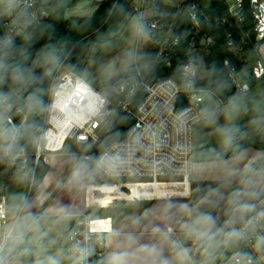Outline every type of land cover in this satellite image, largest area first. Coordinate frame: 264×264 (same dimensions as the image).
Instances as JSON below:
<instances>
[{
  "label": "built area",
  "instance_id": "2783aa9c",
  "mask_svg": "<svg viewBox=\"0 0 264 264\" xmlns=\"http://www.w3.org/2000/svg\"><path fill=\"white\" fill-rule=\"evenodd\" d=\"M186 0H181L176 13L146 16V11L156 7L160 0H135L132 11L139 17V24L160 39L150 59L135 63L136 81L120 85L113 99L71 70L60 68L53 81L45 124L34 153L38 163L45 155L63 152L69 142L86 147L77 153L83 162L93 163L106 177L115 181V187L123 189L129 198H155L192 196V176L195 165L193 128L207 119L203 112V90L197 88L202 76V66L194 62L192 54L204 51L206 55L215 45L213 36L204 34L197 46L196 36L202 31V22L195 11L190 10L191 28L194 31L188 49L190 62L183 65L178 75L155 77L160 63L171 68L181 36L175 35L180 13ZM237 23L245 19L244 0H223ZM255 19L256 41L264 39V1L251 0ZM51 13L43 0H0V28L5 43H12L28 31L47 20ZM205 22H209L201 13ZM149 34V35H150ZM229 46L235 49L228 34ZM259 49V43L256 44ZM237 90L243 94L251 87L237 82L235 66L225 61ZM252 75L264 77V63L258 59ZM124 115L127 122L123 134L111 132L116 121ZM14 129L12 142L18 129ZM105 148L94 159L92 154L103 143ZM8 148L5 157L15 161L26 154L13 155ZM27 161V158L25 159ZM0 264H10L15 257L17 236L9 225L7 201L0 204ZM235 247L228 261L216 262L210 258L207 244L190 238L185 250L194 264H264V215L245 218L234 229ZM67 242L73 264H105L107 257L106 233L93 231L88 216L83 214L72 222ZM233 254V255H232Z\"/></svg>",
  "mask_w": 264,
  "mask_h": 264
},
{
  "label": "crops",
  "instance_id": "0c3cea01",
  "mask_svg": "<svg viewBox=\"0 0 264 264\" xmlns=\"http://www.w3.org/2000/svg\"><path fill=\"white\" fill-rule=\"evenodd\" d=\"M263 46L258 49V58L264 63ZM263 84L264 80L249 91ZM206 117L203 122L208 121L209 115ZM9 120L13 121L11 105L0 101V204L4 197L9 225L17 236L10 264H73L67 238L72 222L83 214L88 216L93 231L106 233L105 264H194L185 250L190 238L207 244L211 260L230 259L228 238L206 225L203 206L198 205L206 194L197 199H192L191 193L132 199L111 179V183L95 182L88 172V162L81 161L77 153L64 151L45 155L42 163L47 172L42 179H34L22 165L10 160L3 164L8 148L15 144L7 143V138L14 135ZM262 122H255L256 128L247 139L264 142ZM251 148L256 152L253 157L240 159L233 170L238 185L228 187V193L248 191L252 197L238 223L253 212L264 215V173L255 166L264 157V145ZM199 149L202 156L219 146L208 143ZM5 230L0 229V236Z\"/></svg>",
  "mask_w": 264,
  "mask_h": 264
},
{
  "label": "trees",
  "instance_id": "16d2710c",
  "mask_svg": "<svg viewBox=\"0 0 264 264\" xmlns=\"http://www.w3.org/2000/svg\"><path fill=\"white\" fill-rule=\"evenodd\" d=\"M81 1L83 0H54L48 7L50 17L12 43L4 42L0 28V101L11 105L13 121L18 129L15 144L10 152L13 155L23 152L26 154L28 174L37 180L42 179L47 172V166L43 165L42 159L35 169L34 153L44 129L46 109L57 71L65 68L83 76L91 47L120 35L130 22L135 0H102L93 15L68 18L67 10ZM167 1L166 7L171 15L165 20H169L176 13L175 5L181 0ZM250 1L244 0L245 19L242 23H237L223 0H186L180 13L179 26L174 33L181 36V41L172 67L168 68L160 63L154 76L178 75L181 67L190 62L188 49L194 31L189 14L192 6L196 5L195 11L203 27L200 35L194 39L195 44L199 46L200 38L204 34L215 39L214 47L205 57L206 75L197 81V88L212 93L222 104L229 103L241 95L230 76V69L224 65L225 61L235 66L237 82L248 83L250 87L261 83L264 77L256 79L252 75V68L259 59L256 44L262 45L264 39L256 41V23ZM201 13L210 21L206 23ZM228 34L234 41V50L229 46ZM238 51L241 52L242 59L238 58ZM154 54L155 52L148 54L146 59L152 58ZM135 81L136 70L132 66L130 70L112 79L95 80L90 84L113 99L116 88ZM126 122L125 116L122 115L111 132L123 134L127 130ZM11 142L12 138L8 137L7 143ZM106 144H101L94 151V159ZM255 166L259 172L264 173V157L258 160ZM219 185L220 182L217 181H193L192 199L199 198ZM29 188L32 192L35 185Z\"/></svg>",
  "mask_w": 264,
  "mask_h": 264
},
{
  "label": "rangeland",
  "instance_id": "374dc122",
  "mask_svg": "<svg viewBox=\"0 0 264 264\" xmlns=\"http://www.w3.org/2000/svg\"><path fill=\"white\" fill-rule=\"evenodd\" d=\"M53 1L43 0L48 7ZM100 2L102 0H83L75 3L73 7L67 10L66 15L68 18L91 16L98 9ZM167 3L168 1H160L156 7L153 6L146 11V16L152 18L158 14L168 13ZM149 34L139 24V17L132 11L130 22L123 28L118 37L108 42L97 43L91 47L84 74L81 77L87 82L105 81L128 71L135 63L143 58L146 59L147 55L154 50V43L160 40ZM261 54L264 56V46L261 49ZM237 56L242 59L240 51L237 52ZM205 57L206 53L200 50L192 54L193 61L200 63L203 67V77L206 75ZM203 98V112L206 113L205 115L208 114L209 117L207 122H200L193 128V147L197 157L192 179L195 182H220L219 186L207 192L206 195L204 194L205 197L198 205L203 206L202 210L205 214L204 221H206V225L214 228L216 232L224 233L228 238L229 248L232 250L235 247L234 229L242 213L247 211V206L252 197L248 191L238 193V195L234 191L228 193V187L232 189V187L236 188L238 185L233 170L238 167L240 159H251L256 153L251 147L259 149V145H264V142L260 143L255 139H251L252 137H248V139L246 137L250 136L253 129L256 128L254 127L255 122L263 123L264 84L239 95L226 104L216 100L210 92H205ZM226 136H231V142L227 145L224 144ZM208 143L219 146V149L201 156L199 148ZM85 151L86 147L69 142L64 152L81 153ZM26 158L27 156L22 155L15 161L9 159L11 163L22 165L26 170ZM4 159L8 160L7 157ZM38 164L39 162L35 161V169ZM88 164V172L95 182L111 183V180L102 174L92 162ZM241 205L243 206L242 209L240 208ZM253 214L259 213L253 212L251 215Z\"/></svg>",
  "mask_w": 264,
  "mask_h": 264
},
{
  "label": "clouds",
  "instance_id": "9594fccd",
  "mask_svg": "<svg viewBox=\"0 0 264 264\" xmlns=\"http://www.w3.org/2000/svg\"><path fill=\"white\" fill-rule=\"evenodd\" d=\"M231 142V136H226L224 139V144L227 145ZM206 222V221H205Z\"/></svg>",
  "mask_w": 264,
  "mask_h": 264
},
{
  "label": "water",
  "instance_id": "95a60500",
  "mask_svg": "<svg viewBox=\"0 0 264 264\" xmlns=\"http://www.w3.org/2000/svg\"><path fill=\"white\" fill-rule=\"evenodd\" d=\"M6 163H7V160H4V161H3V164H6Z\"/></svg>",
  "mask_w": 264,
  "mask_h": 264
}]
</instances>
